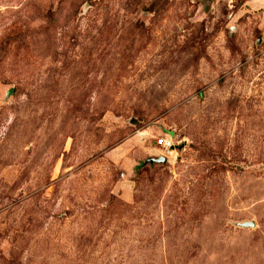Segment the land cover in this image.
I'll list each match as a JSON object with an SVG mask.
<instances>
[{"label":"rangeland","instance_id":"obj_1","mask_svg":"<svg viewBox=\"0 0 264 264\" xmlns=\"http://www.w3.org/2000/svg\"><path fill=\"white\" fill-rule=\"evenodd\" d=\"M0 264H264V0H0Z\"/></svg>","mask_w":264,"mask_h":264},{"label":"built area","instance_id":"obj_2","mask_svg":"<svg viewBox=\"0 0 264 264\" xmlns=\"http://www.w3.org/2000/svg\"><path fill=\"white\" fill-rule=\"evenodd\" d=\"M156 144L162 146L165 149H170L174 146V141L171 135L168 134L166 136H160V138L156 140Z\"/></svg>","mask_w":264,"mask_h":264},{"label":"water","instance_id":"obj_3","mask_svg":"<svg viewBox=\"0 0 264 264\" xmlns=\"http://www.w3.org/2000/svg\"><path fill=\"white\" fill-rule=\"evenodd\" d=\"M161 160H165L164 158H161ZM242 226H248V225H251V223L249 222H243L241 223Z\"/></svg>","mask_w":264,"mask_h":264},{"label":"bare ground","instance_id":"obj_4","mask_svg":"<svg viewBox=\"0 0 264 264\" xmlns=\"http://www.w3.org/2000/svg\"><path fill=\"white\" fill-rule=\"evenodd\" d=\"M142 134V133H141ZM174 151V150H173ZM174 154V153H173ZM173 154H172V156H173ZM168 158L170 157V156H167ZM171 158V157H170ZM172 160V159H171Z\"/></svg>","mask_w":264,"mask_h":264}]
</instances>
